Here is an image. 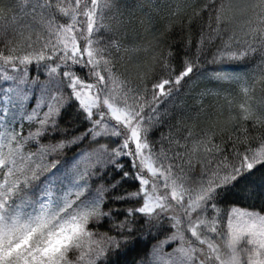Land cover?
<instances>
[{
  "label": "snow or ice",
  "instance_id": "obj_1",
  "mask_svg": "<svg viewBox=\"0 0 264 264\" xmlns=\"http://www.w3.org/2000/svg\"><path fill=\"white\" fill-rule=\"evenodd\" d=\"M0 81V264H264V0H0Z\"/></svg>",
  "mask_w": 264,
  "mask_h": 264
},
{
  "label": "trees",
  "instance_id": "obj_2",
  "mask_svg": "<svg viewBox=\"0 0 264 264\" xmlns=\"http://www.w3.org/2000/svg\"><path fill=\"white\" fill-rule=\"evenodd\" d=\"M198 2L202 3L203 0H198ZM3 3L12 4V3H15V0H3ZM161 30H162V25L160 27L158 26L156 28H153V29H151V30H149L147 32V34H146L147 36L145 37V39H143V41L146 43V45L144 47H148L149 48V52H147V55H145L143 57V59H146L149 64L151 63V50L154 47L157 39L159 38V33H160ZM177 38H178V33L177 32H173L171 37H168L166 39H161L160 43L162 45H164L165 50H167L166 49L167 41L168 40H175ZM141 39H142V34L135 32V38L134 39L129 38V40L126 41V44H130L131 43L133 46H138L139 47L140 44L143 42ZM174 48L177 51H180L178 44H175ZM156 51H159V49H156ZM180 54L182 55L183 53L181 52ZM127 55L124 54L125 60L123 62V68L127 69L128 71L134 72L136 70L135 68H136L137 62L141 58H135L136 56L133 53L132 54H127ZM129 57H131V60L128 59ZM31 74L35 75V71L33 70ZM41 79H43V76H41ZM261 88H262V86L260 84L256 85L255 89L250 92V95L252 96V98H253V96L255 98V95L257 93H259L260 95H264V93L261 92ZM195 98H196L194 100L195 102H196V100H199L198 96H195ZM205 100H206V98H204L203 102H202L203 103V107L206 106V104L208 103V101H207L206 104H204ZM194 101L188 100L186 102L188 104H194L195 103ZM209 106H211V105H208L206 108L210 110ZM223 108H224V117H226L228 115L227 105H223ZM70 259H74V257L70 256Z\"/></svg>",
  "mask_w": 264,
  "mask_h": 264
},
{
  "label": "rangeland",
  "instance_id": "obj_3",
  "mask_svg": "<svg viewBox=\"0 0 264 264\" xmlns=\"http://www.w3.org/2000/svg\"><path fill=\"white\" fill-rule=\"evenodd\" d=\"M157 2H160V0H157ZM165 2H171V0H165ZM181 2H190V0H181ZM162 21L160 20H157L156 24H155V27H152V28H149L146 24L145 25H140V24H137L136 25V33H140L142 34V41L143 39H145V37L147 36V32L153 28H156V27H160L162 25ZM129 46V51H126V52H123V55L124 54H135V58H141L139 59V61L137 62V64H139L141 67L140 69H138L137 67L135 68L136 70L134 72H132L133 74H135L137 71L139 70H143V66H144V62L147 61L146 59H143V57L145 55H147V53L144 51L145 49V45L146 43L143 41L140 46H133L131 43L130 44H127ZM133 47H138L139 48V51H132L131 49ZM128 56V55H127ZM0 86H3V81H0ZM204 85L203 84H199V85H193L190 89L186 86L185 89L182 90V93H181V96L177 98L176 100V103L177 104H180L182 99L188 101H194L193 97L197 96L196 94L200 91V89L203 87ZM184 93H187V95L185 96ZM262 95H260L259 93H257L255 95V98L253 96V101L254 102H258L260 99H261ZM206 100H205V103L208 101V105H211V106H214V105H217V106H223V105H227L226 104V101L223 99V98H215V97H205ZM195 102V101H194ZM206 104V106H204L205 108L208 106Z\"/></svg>",
  "mask_w": 264,
  "mask_h": 264
}]
</instances>
